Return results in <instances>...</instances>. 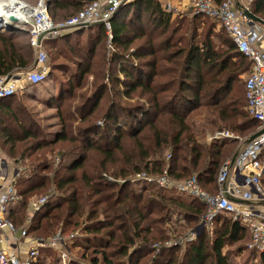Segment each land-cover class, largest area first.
<instances>
[{"label": "trees", "instance_id": "1", "mask_svg": "<svg viewBox=\"0 0 264 264\" xmlns=\"http://www.w3.org/2000/svg\"><path fill=\"white\" fill-rule=\"evenodd\" d=\"M94 1L49 0L50 16L55 23L65 21ZM263 4L264 0H254L250 11L264 21ZM186 15L167 12L158 0L121 7L112 20L111 55H107L108 38L102 26L47 39L46 49L49 43H74L87 37L84 51L70 48L78 53L68 91L59 84V97L48 103L57 106L58 131L39 138L28 126L30 112L20 102L15 106L17 94L0 99L2 147L15 149L36 140L20 153L18 161L29 165L24 185H19V178L15 183L23 204L9 218L23 225L30 199L50 195L33 216L29 234L47 239L58 230L66 233L73 228L70 234L82 233L83 254L73 263L70 256L69 264L82 263L90 250L96 254L88 260L91 264H235L233 258L246 250L248 230L229 214H219L212 230L200 232L206 211L202 202L168 196L162 188L137 187L145 180L136 175L160 177L167 172L174 180L196 174L200 185L209 188L218 170L197 171L201 154L183 156V136L192 140L221 128L249 133L242 136L241 144L231 139L215 142L210 161L219 168L221 153L233 157L260 126L244 110L245 82V105L237 92L241 77L251 71V61L226 32L222 47L215 45L211 32L198 42V21L207 17ZM104 42L106 51H99ZM34 63L27 34L0 33V75L13 76ZM61 67L52 63L50 76L59 79L55 73L63 71ZM193 118H199L197 125ZM47 135L54 137L48 140ZM53 148L58 151L49 163L32 158ZM176 216L184 220L176 223ZM45 251L58 257L57 251ZM252 253V260L257 255L264 264V252ZM34 264L46 263L40 256Z\"/></svg>", "mask_w": 264, "mask_h": 264}, {"label": "built area", "instance_id": "2", "mask_svg": "<svg viewBox=\"0 0 264 264\" xmlns=\"http://www.w3.org/2000/svg\"><path fill=\"white\" fill-rule=\"evenodd\" d=\"M13 1V0H12ZM22 4L16 22L10 26L0 27V33L18 31L29 36V43L35 52V67L28 71L27 82L30 86L44 84L50 69L46 67L48 52L45 42L49 38L73 33L82 28H105L108 38V49L111 52L113 41L112 20L121 7L138 0H97L87 4L76 15L69 19L55 23L50 16L49 0H37L35 5L15 0ZM169 2V0H158ZM254 0H240L251 5ZM164 10L176 15L182 14L187 9L174 8L166 4ZM250 11L249 8L246 9ZM190 12L193 15H202L215 21L231 38L238 51L252 63L251 71L245 79L246 113L260 123L258 131L264 129V54L260 52L255 43L260 37V30L251 20L244 16V10L235 5L231 0L218 5L213 0H190ZM21 16V17H20ZM252 24V25H251ZM19 81L14 76L0 75V99L15 95L20 90ZM239 139L228 131L216 134L213 140ZM241 140V139H239ZM171 158L168 155L167 160ZM12 165V164H10ZM8 161L0 155V264H34L40 258L42 249L58 250L59 264H69L70 251L68 243L77 233L62 235L57 233L47 239L29 234V227L35 213L41 210L50 195L40 199H30L25 222L17 226L9 218L11 212L20 210L23 199L16 189L15 183L20 175L19 169L11 173ZM15 170V171H14ZM264 133L247 143L237 153L233 161L227 159L219 168L217 175L218 191L211 193L205 190L194 175L185 180H174L165 172L160 177H151L138 174L136 179L145 180L158 185L159 188L177 192L189 198L202 202L206 211L202 218L204 228L211 229L215 218L221 214H229L233 221L240 222L249 233L250 250L257 253L264 252V207L257 206L258 201L264 202ZM245 187L253 189L245 191ZM8 235H19V243L28 246L27 252L15 250V246L8 243ZM191 239V238H190Z\"/></svg>", "mask_w": 264, "mask_h": 264}, {"label": "rangeland", "instance_id": "3", "mask_svg": "<svg viewBox=\"0 0 264 264\" xmlns=\"http://www.w3.org/2000/svg\"><path fill=\"white\" fill-rule=\"evenodd\" d=\"M9 1L12 0H0V4L2 3H7ZM15 1V0H13ZM19 1H23L27 4L30 5H34L36 3L37 0H19ZM17 2V1H15ZM264 7V4H263ZM188 14L186 16H188V18H192L193 16V12H185L184 14ZM182 15V14H180ZM263 16H264V8H263ZM5 24V23H4ZM2 24V25H4ZM10 24H14V22L11 20ZM198 42L202 40V38L208 33L211 32L212 33V40L215 43V45H217L218 47H222V38H226L227 35L225 33V31L213 20L209 19V18H200V20L198 21ZM2 27V26H0ZM221 36V38L219 37ZM80 38V37H79ZM86 38H80L78 39L79 41L74 42V43H66V42H61L58 44H53V43H49L47 46V52H48V62L46 64V67L50 69L49 71V77L47 79V81L44 84L41 85H37V86H30L29 83L27 82V73L29 70H26L24 72H15L13 74L14 78H16L19 83H20V90H18V95H17V99L15 100V106L17 107V104L20 102L24 105V107L27 108V110L30 112V120H28V126H31V129L34 130V132L36 134H39V138H42V136H44V134H51L55 131L60 130V126H59V119L57 118V106L55 104L53 105H49L48 103L50 102V100H54L56 98L59 97V92H58V88H59V84H62L64 89L66 88V90L68 91L67 88V80L69 78L70 75H72L75 71V65H74V58L76 57L77 53L75 50H72L70 48H72V46L75 47H81L82 50H85V45H86ZM20 40V39H19ZM24 41V40H22ZM84 47V48H83ZM100 50H104L106 51V46H105V42L102 43V45L100 46V48L98 49ZM113 51H108L107 55H111ZM52 63H56L60 66H63L61 68H63V71H58L57 70V76H59L57 79L56 77H52L50 76L51 73V68H52ZM32 69V68H31ZM248 75V74H247ZM247 75H243L241 77V82L238 85V90L237 92H240L241 95H243V102L245 105V100H244V82L245 79L247 78ZM51 80V81H50ZM90 80H92V78H90ZM112 86H109V90L107 92H110V95L112 94ZM54 88H56L57 93L54 94ZM86 90V88L84 89ZM232 94L226 96L225 100L230 101V99L232 98ZM132 100V99H131ZM67 102V101H66ZM105 103V102H104ZM130 103L134 104V100L130 101ZM134 106V105H132ZM245 110V109H244ZM27 118V117H24ZM30 121V122H29ZM192 121L196 122L195 124H198L199 118H193ZM221 131H208L205 132L202 136H198L194 137V139L190 140L189 137L187 135L183 136V142H182V148H183V156H186L187 158H194L195 155L201 154L200 157V164L202 166V168L205 170L203 172H217L216 170H219V168H217V164L213 163L212 161H210L211 159V154H212V149L214 146L218 145L215 144V140H213V137L216 136V134L218 133H222V132H229L231 134H235L239 139H241V143H243L244 140H242V136H245L247 134L244 133H238V132H234V131H230L226 128H221ZM48 140L53 139V135H47ZM36 140H29L28 142H26L25 144H18L17 148H11L10 145H7L5 148L2 147V143H0V155L5 158L10 166L14 165V169H19L20 171V175L18 176L19 180V185L23 186L24 185V176H27V172H26V168L29 166L27 164H25V162L23 161H18L20 160V153L22 151L23 148H25L27 145L29 144H33ZM226 143H228L226 141ZM221 144V143H220ZM56 151H58L57 148H53L52 151L51 149L46 150V151H39L38 153H35L33 155V159L35 158H39L38 160L41 161H45V162H51L52 158L51 156H53ZM44 155V156H41ZM170 155V154H169ZM230 157V154H228V152L226 151V153H221L219 159H220V163L225 162L228 158ZM31 159V160H33ZM28 160V159H27ZM29 161V160H28ZM210 161V162H209ZM58 162V159H56V163ZM217 165V166H215ZM193 175V173H192ZM196 175V174H194ZM193 175V176H194ZM137 187L138 188H143V187H150L153 188L155 190H159L160 188L158 187V185H154V184H150L146 181H140L139 183H137ZM165 194L168 196H180L181 194L177 193V192H171L168 190H165ZM43 196H36L34 195L33 199H40ZM176 223L180 222L178 220H180V216H176ZM175 220V219H174ZM181 220H184V218H182ZM203 226V225H202ZM211 229H207V231L212 230L214 228V222L212 224V226L210 227ZM73 228L68 229V232L63 233L62 231H57L54 234L57 233H61L62 235H68L70 234V231H72ZM205 230V228L199 230L200 232ZM38 234V233H37ZM82 234V233H81ZM80 233L77 234L79 235L78 238V245L76 243H74L75 241H70L68 243V246L71 247L70 249V256L72 259V263L73 262H77L80 259V256L83 254V249L82 247H79L80 245V241H81V237H83ZM42 238H44V236H42ZM248 241V239H247ZM75 244V245H74ZM249 241L247 243H245V246H248ZM237 246H232L230 249L232 251L236 250ZM44 249H42L40 251V254L42 256V259L44 260V262L46 264H52L56 261L57 264V260L58 257L54 258L56 253H52V252H48L45 251L43 252ZM56 251V250H54ZM237 251V250H236ZM254 252L253 250H250L248 247H246V250L241 254V255H236L233 258V261L235 264H243L244 262H251V264H261L259 261V257L256 256V260H252V253ZM255 253H257L255 251ZM87 254V258H85V260H83L82 263L80 264H91L89 263V259H91V257L95 256L96 254L93 253V251H89L86 253ZM80 261V260H79Z\"/></svg>", "mask_w": 264, "mask_h": 264}, {"label": "crops", "instance_id": "4", "mask_svg": "<svg viewBox=\"0 0 264 264\" xmlns=\"http://www.w3.org/2000/svg\"><path fill=\"white\" fill-rule=\"evenodd\" d=\"M225 1H228V0H225ZM231 1H233L234 3H235V5L237 6V7H239V8H242L244 11H247L246 9H248L249 8V10H250V5H248V4H245L244 2H240V0H231ZM213 2L215 3V4H217L214 0H213ZM161 4H162V6H163V9H164V6L166 5V4H169V5H171L172 7H173V9L174 8H180V9H182V10H185V9H187L188 11H186V12H189L190 11V0H169V2H166V3H164V2H160ZM36 4V3H35ZM34 4V5H35ZM251 12V11H250ZM172 13V12H171ZM185 13V12H184ZM184 13H182V14H184ZM172 14H174V13H172ZM174 15H176V14H174ZM178 15H180V14H178ZM252 25V24H251ZM255 25H256V28L257 29H259L261 32L259 33L260 34V37H259V39H258V41L255 43V47L260 51V52H262L263 54H264V25H262V24H259V23H255ZM95 32H97V29H95V28H93L92 30H91V33L92 34H94ZM35 67V63H34V65H33V67H32V69ZM31 70V69H30ZM51 81V80H50ZM58 92H59V90H58ZM18 93V92H17ZM16 93V94H17ZM57 93V91H56V88H54V94H56ZM18 95V94H17ZM257 133V132H256ZM223 140V139H222ZM226 140V139H225ZM231 140H233V139H231ZM238 141H239V144H241V140H239V139H237ZM243 140V139H242ZM221 141V140H220ZM220 141H216V142H220ZM247 144V143H246ZM246 144H244V145H241L240 146V148H239V150L237 151V153L241 150V149H243L245 146H246ZM236 153V154H237ZM235 154V155H236ZM234 155V156H235ZM234 156L233 157H230V158H234ZM237 157V156H236ZM229 159V158H228ZM223 163V162H222ZM222 163L220 164V166L222 165ZM220 166H219V168H220ZM12 168H14V165L13 166H10V169H11V173L13 172V169ZM201 169H202V166H201V168H199L197 171H201ZM16 170V169H15ZM14 170V171H15ZM218 172H219V170H218ZM218 172H217V175H218ZM217 175H216V178H215V184H212V185H209V186H207V187H209V188H204L205 190H207V191H209V192H211V193H216L217 191H218V185H217ZM245 191H251L252 192V194H253V196L255 197V193L253 192V189L252 188H249V187H245ZM175 197H183V198H185V197H187V196H185V195H180V196H175ZM189 198V197H188ZM257 203V206H259V207H264V202H261V201H258V202H256ZM18 240H19V235H17V236H15V237H11L10 235H8V243L9 244H12V245H14L15 247V250L16 251H19V252H21V253H24V252H27V249H28V246H27V244H25V243H19L18 242ZM57 252H58V250H56ZM57 264H59V252H58V262H57Z\"/></svg>", "mask_w": 264, "mask_h": 264}, {"label": "bare ground", "instance_id": "5", "mask_svg": "<svg viewBox=\"0 0 264 264\" xmlns=\"http://www.w3.org/2000/svg\"><path fill=\"white\" fill-rule=\"evenodd\" d=\"M20 9H22V4L16 3L15 1H9L7 3L0 4V26L2 27L13 26L14 24H10L11 21L10 17L11 16L17 17Z\"/></svg>", "mask_w": 264, "mask_h": 264}, {"label": "water", "instance_id": "6", "mask_svg": "<svg viewBox=\"0 0 264 264\" xmlns=\"http://www.w3.org/2000/svg\"><path fill=\"white\" fill-rule=\"evenodd\" d=\"M50 2H48V6L50 7ZM244 16H246L248 19L251 20V23L252 24H255V23H259V24H262L264 25V21L261 20L260 18L256 17L253 13H251L250 11H245L244 12ZM12 21L16 22L15 18L14 17H10ZM8 28H11V27H8ZM9 30H14L13 28L9 29ZM262 133H264V129L257 132L256 134H254L253 136H251L248 140H247V143H250L252 142L254 139H256L258 136H260ZM237 154L234 156L233 158V161L235 160ZM203 229L202 227L199 228V230Z\"/></svg>", "mask_w": 264, "mask_h": 264}]
</instances>
